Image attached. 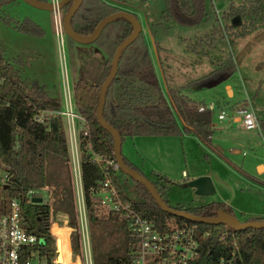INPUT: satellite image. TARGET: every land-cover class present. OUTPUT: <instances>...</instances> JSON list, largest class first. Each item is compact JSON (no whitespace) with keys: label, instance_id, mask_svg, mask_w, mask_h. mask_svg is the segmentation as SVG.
<instances>
[{"label":"trees","instance_id":"16d2710c","mask_svg":"<svg viewBox=\"0 0 264 264\" xmlns=\"http://www.w3.org/2000/svg\"><path fill=\"white\" fill-rule=\"evenodd\" d=\"M70 5H66L67 10ZM210 5V0H167V6L155 25L163 21L183 26L209 22L212 19ZM120 9L109 0H83L72 19L73 28L82 34H91L104 17ZM227 14L232 16L231 26L248 22L255 27L258 22H264V0L233 2ZM18 27L25 31L37 29L30 18ZM108 28L114 32V36L109 35L111 38L108 40L114 49L134 29L126 18H117L105 26L95 41H100ZM245 32L246 29H243ZM111 64H107L98 82L81 76L74 84L75 103L85 119V127L79 132V148L94 264H131L138 249V240L127 222L117 214L98 209L95 194L103 189L107 180L125 201H130L141 215L153 220L158 228H166L167 222L174 219L180 224H196L201 231H208L209 235L201 241L194 264H215L222 256L230 255L232 249H236V264H264V228L237 231L225 224L194 223L175 217L161 208L145 185L136 181L139 198H131L126 194L122 183L125 173L115 169L111 163L116 161L114 138L97 118L101 85ZM236 69V62L229 59L198 79V82L206 84L216 79L224 80ZM62 102L60 96L49 94L40 84L26 79L6 58L0 45V167L9 172L6 184L0 185V213L10 211L14 199L19 202L22 227L40 239L33 250L49 264L57 260V244L60 246L62 242L60 237L56 241L51 232L52 228L56 233V213L69 216L71 226L75 228L72 235L74 250L80 252L81 249L76 231L78 220L71 185V152L67 129L60 114L39 119L44 110H60ZM104 116L119 130L123 140L126 136L178 135L185 131L210 145L215 130L211 109H200L196 100L175 87L168 86L165 91L142 32L122 52L118 72L107 91ZM260 123L264 128V120ZM96 157L100 160H95ZM123 157L130 166L145 175L124 153ZM160 178L163 179L162 176ZM152 182L165 199L166 187L159 185V182ZM47 188H50L52 203L31 201L28 196L30 191L40 192ZM174 208L204 217L216 216L219 210L235 215L223 202ZM255 220L263 221L264 218L246 221ZM65 258H72L71 251L66 253ZM71 261L72 264H79V261Z\"/></svg>","mask_w":264,"mask_h":264},{"label":"rangeland","instance_id":"374dc122","mask_svg":"<svg viewBox=\"0 0 264 264\" xmlns=\"http://www.w3.org/2000/svg\"><path fill=\"white\" fill-rule=\"evenodd\" d=\"M109 1L139 16L143 25L142 33L149 44L156 67L160 70L159 76L165 91L168 86L175 87L186 96H191L198 104L212 102L215 110L213 118L217 123L212 145L219 149L202 142L196 135L183 131L178 135L126 136L122 144L123 153L130 156L151 181L166 187L164 197L173 207L193 208L222 200L235 207L236 215L241 221H246L251 216L263 215L264 174L259 173L257 163L264 162V130L246 129L241 123L232 122L231 117L219 120L218 113L222 108L232 113L234 108L246 105L240 101L247 96L249 77L252 78V73L264 75V66L257 69L260 63L264 64V22H258L259 25L257 23L255 27L248 22L241 26H231L232 16L227 14L231 4H238L243 0H210L212 19L196 26H183L172 21L155 25L167 6V0ZM66 10V6L62 8L64 15ZM29 17L42 28L39 26L40 28L30 31L21 30L18 25ZM261 27L263 29L260 34L254 35L253 31ZM147 28L154 32L157 54ZM243 29H246L245 33ZM105 33L100 41L90 43L77 42L65 33L64 44L61 45L52 10L36 7L24 0H1L0 45L6 58L26 79L40 84L49 94L61 96L62 100L64 80L67 77L72 90L81 75L98 82L107 64L112 62L116 48L108 40L114 36V32L108 28ZM250 46L262 47L261 61L255 64L256 69L253 62L247 68L239 63L245 53L242 51ZM229 59L234 60L236 65L239 63L240 67L227 79L206 84L198 82V79ZM227 84H232L234 95H230L231 88L228 87V90ZM41 114L42 117L49 115L45 110ZM64 122L66 124V120ZM84 127L85 119L81 116L76 120L77 137ZM79 155L81 157L80 150ZM75 159L71 152V185L76 201L77 222L80 223L79 203L84 200L75 178L78 169ZM197 175L211 178L215 189L213 194L199 195L194 188L188 186ZM122 183L129 197L139 198L136 184L130 176L124 174ZM40 192L43 194L42 202L52 203L50 188ZM95 196L97 202L102 198L99 192ZM98 209L104 211L100 207ZM242 212L249 214L243 215ZM54 220L57 236L62 240L60 246L57 244L59 261L67 264L65 255L71 251L73 261L77 262L80 257L83 264L85 253L82 249L80 252L74 250L70 231L72 228V233L75 232V228L71 226L69 216L56 213ZM66 245L69 246L67 250ZM60 262L56 260L52 264H61ZM34 263L49 264L46 259L39 258Z\"/></svg>","mask_w":264,"mask_h":264},{"label":"built area","instance_id":"2783aa9c","mask_svg":"<svg viewBox=\"0 0 264 264\" xmlns=\"http://www.w3.org/2000/svg\"><path fill=\"white\" fill-rule=\"evenodd\" d=\"M49 1L54 5L55 29L60 44L63 45L66 30L64 26V14L62 8L59 7L61 0ZM205 108L213 110L214 105L212 103L200 105V109ZM76 109L74 93L72 92L67 77L64 80V100L62 102V108L60 110H49L48 114H60L66 120L70 152H72L73 158H76L75 161L78 165L77 176L75 178L82 190L84 200L83 203H79L81 222L78 223L77 234L80 247L85 253L83 264H94L90 226L83 190L79 136L77 137L76 128V120L82 115ZM236 111L237 114L233 115L232 118L235 119L239 116L244 127L248 129L261 128L256 110L250 101L243 107L237 108ZM228 117H231V113L226 108H222L218 113V119L224 120ZM41 118H43L42 114L39 115V119ZM95 160H100V158L96 157ZM111 163L118 170L117 161H112ZM8 179L9 172L0 167L1 185L6 184ZM33 193L35 192H29L28 196L30 199ZM99 193L102 194V198L98 201V207L107 213H114L121 216L127 222L130 231L138 240V249L131 264H194L201 241L209 235L208 231H201L196 224H180L174 219H170L167 222L166 228H158L153 220L141 215L130 201H125L116 187L111 186L110 180L105 182L103 189ZM72 230L71 228L70 236L74 233H72ZM51 232L57 239L58 236L53 232L52 228ZM39 242L40 239L38 236L28 233L22 227L20 205L14 199L10 211L0 213V264H35L34 260L39 258V254L33 250V246ZM236 254V249H232L230 255L222 256L215 264H236L238 259L236 258ZM82 260L79 257L76 261L82 264Z\"/></svg>","mask_w":264,"mask_h":264},{"label":"water","instance_id":"95a60500","mask_svg":"<svg viewBox=\"0 0 264 264\" xmlns=\"http://www.w3.org/2000/svg\"><path fill=\"white\" fill-rule=\"evenodd\" d=\"M24 1L36 7L42 8V9H47V10H52V11L54 9V5L50 1H42V0H24ZM70 3L71 5L69 6L68 10L66 11L64 15V26H65V30L68 36H70L72 39L76 40L77 42L90 43V42L95 41L100 36L105 26L117 18H126L133 24V27H134L132 33L129 36H127L116 48V51L112 59L111 69L101 85L99 105L97 108V118H98L99 123L105 129H107L114 138V152H115L118 169L121 170L123 173L127 174L128 176H130L134 181L145 185L146 188L151 193L154 200L161 206V208L165 212L175 217L184 218L194 223H204V224H212V225L225 224V225L233 227L237 231H243V230L250 229V228L252 229L264 228V220L263 221L262 220L241 221L237 216L233 214H229L223 210H219L216 216L204 217V216H198V215L189 213L185 210L176 209L172 207L168 202L165 201V199L162 197V195L160 194L156 186L153 184V182L149 178H147L145 175L140 173L138 170L134 169V167L130 166L125 161L123 157V151H122V144H123L122 135L117 128H115L113 125H111L106 120L104 116V108H105V103H106L107 91L114 77L116 76L118 72L122 52L141 34V32L143 31L142 22L136 13L121 9V10L112 12L108 14L106 17H104L98 23V25L96 26V28L91 34H82L80 32H77L73 28L72 19L76 11L82 5L83 0H61L59 3V7L64 8L66 5ZM148 30L152 36L154 49L157 54V45H156L155 38L153 36V33L151 32V29L149 28ZM214 81H211V83ZM219 81H221V79H216V82H219ZM188 186L194 188L196 193L199 195H210L215 192L213 182L209 176L197 177L191 180L188 183ZM31 201L33 203H42L43 194L41 192L33 193Z\"/></svg>","mask_w":264,"mask_h":264},{"label":"crops","instance_id":"0c3cea01","mask_svg":"<svg viewBox=\"0 0 264 264\" xmlns=\"http://www.w3.org/2000/svg\"><path fill=\"white\" fill-rule=\"evenodd\" d=\"M45 10H47V9H45ZM30 18V17H29ZM32 19V18H31ZM33 20V22L36 24V26H37V28H40L41 27V25L37 22V21H35L34 19H32ZM40 26V27H39ZM148 27H149V25H148ZM42 28V27H41ZM264 28V27H263ZM262 27L261 28H259V29H256V31H253L254 32V35H257V34H260V32H261V30L263 29ZM147 29H149V28H147ZM148 33H149V30H148ZM254 35H249V36H254ZM247 36V35H246ZM245 37V36H244ZM257 37V36H256ZM255 37V38H256ZM259 39H261V37L259 38ZM258 39V40H259ZM257 40V41H258ZM262 49V47H253V46H250L247 50H245V51H242V53H244L243 55H242V60L241 61H239V63H240V65H242V66H244V67H248L249 66V64H251L252 62H253V64H254V69H256V67H255V64H259L260 63V54H261V52H260V50ZM239 63H238V65H237V67L239 66L240 67V65H239ZM158 64H160V62L158 61ZM262 66H264V64H262V63H260L258 66H257V69H259V68H261ZM250 69V68H249ZM159 68H158V73H159ZM254 71V70H253ZM82 76V75H81ZM231 76V75H230ZM251 77L252 78H250L249 77V86H247V96H246V98H244L242 101H240V102H242V103H245V104H247V103H249V101L253 104V106H254V108H255V110H256V113H257V115H258V118H259V120L260 121H262V120H264V75H260V76H257V75H254L253 73L251 74ZM227 79V78H226ZM228 87H230L231 88V92H232V94H230V95H234V93H235V90H234V88H233V86H232V84H227V88ZM228 90H229V88H228ZM72 92L74 93V87H73V90H72ZM53 94V93H52ZM56 96H58V95H56ZM61 97V96H60ZM191 97V96H190ZM245 100V101H244ZM63 101V100H62ZM74 101H75V99H74ZM210 103H212V102H210ZM76 104V103H75ZM207 104H209V103H206L205 105H207ZM213 104V103H212ZM200 105H202V104H199V106ZM256 105V106H255ZM237 111H236V109L234 108L233 109V112L231 113V119H232V122H234V123H241L242 125H243V123H242V121L239 119V116H237L235 119L234 118H232L233 117V115H236L237 113H236ZM212 113H213V116H214V114H215V110L213 109L212 110ZM213 121H214V118H213ZM65 123V122H64ZM261 124V123H260ZM214 125H215V128H216V125H217V123L214 121ZM244 126V125H243ZM65 127H66V124H65ZM246 128V127H245ZM246 129H248V128H246ZM254 129V128H253ZM261 129L262 130H264V128H262L261 127ZM212 138H213V135H212ZM203 142V141H202ZM210 145H212V139H211V144ZM215 149H219L216 145V147L214 146V145H212ZM126 157H128L133 163H135L137 166H138V164L130 157V156H128V155H126V154H124ZM139 167V166H138ZM257 167H258V171H259V173L260 174H264V162H262V161H260V162H258L257 163ZM139 169H140V167H139ZM141 170V169H140ZM241 171L242 172H244V170L243 169H241ZM246 172V171H245ZM159 174H162V173H159ZM198 177L200 176V175H197ZM197 176H195L196 178H197ZM252 176V175H251ZM194 177V178H195ZM255 179H256V177H254ZM214 202H223V203H225L229 208H231L233 211H234V213H235V215H236V211H235V207H233L230 203H228L227 201H214ZM179 207V206H178ZM246 212H242V214L244 215ZM246 214H249V213H246ZM237 216V215H236ZM257 218H259V219H262V218H264V214L263 215H258V216H251V217H249V218H246L245 220H249V219H257ZM243 221V220H242Z\"/></svg>","mask_w":264,"mask_h":264},{"label":"bare ground","instance_id":"6f19581e","mask_svg":"<svg viewBox=\"0 0 264 264\" xmlns=\"http://www.w3.org/2000/svg\"><path fill=\"white\" fill-rule=\"evenodd\" d=\"M61 47H62V46H61ZM69 243H70V239H69ZM69 245H70V244H69ZM58 251H59V249H58ZM59 253H60V251H59ZM58 256H59V254H58ZM57 261L60 262V261H59V257H57ZM60 263H61V262H60ZM67 264H72V261H71L70 258L67 259Z\"/></svg>","mask_w":264,"mask_h":264}]
</instances>
